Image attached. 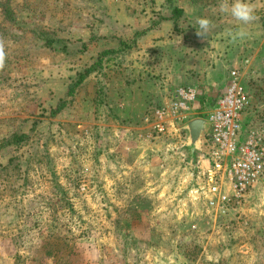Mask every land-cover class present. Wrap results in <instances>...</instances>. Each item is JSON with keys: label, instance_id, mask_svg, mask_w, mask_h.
<instances>
[{"label": "rangeland", "instance_id": "obj_1", "mask_svg": "<svg viewBox=\"0 0 264 264\" xmlns=\"http://www.w3.org/2000/svg\"><path fill=\"white\" fill-rule=\"evenodd\" d=\"M155 8V0H0V264H264V177L223 216L191 201L205 149L190 157L185 125L204 117L226 84L163 139L144 123L199 76L194 45L175 54L181 84L141 54L148 48L135 30L164 15ZM233 48L226 64L241 69L251 99L241 136H264V57L256 55L264 33Z\"/></svg>", "mask_w": 264, "mask_h": 264}, {"label": "built area", "instance_id": "obj_2", "mask_svg": "<svg viewBox=\"0 0 264 264\" xmlns=\"http://www.w3.org/2000/svg\"><path fill=\"white\" fill-rule=\"evenodd\" d=\"M248 60L243 61V66ZM239 67H229L224 91L202 118L207 129L201 146L205 153L200 167V183L190 190L192 202H200L215 216H223L239 205L264 177V136L247 130L241 136L243 117L250 111L251 99L242 83ZM198 90L181 85L172 90L170 100L154 106L144 123L154 139L171 134L170 126L196 113Z\"/></svg>", "mask_w": 264, "mask_h": 264}, {"label": "crops", "instance_id": "obj_3", "mask_svg": "<svg viewBox=\"0 0 264 264\" xmlns=\"http://www.w3.org/2000/svg\"><path fill=\"white\" fill-rule=\"evenodd\" d=\"M250 2L255 6L256 15L259 19L263 18L264 0H250ZM155 4L157 8L154 11H162L164 15L161 12L154 13L148 17V21H146L142 30H135V34L139 32L137 35L141 36L142 47L148 48L143 49L141 54L150 55V58H152V60L149 59L151 64L154 63V60L156 61V68L155 64L151 67L155 68L156 72L160 71L163 73L165 80L171 81L172 84H174L173 82L181 84L184 81V77H182L184 74L180 70L181 68L179 71L177 70L178 73L176 71L177 57L175 54L182 56L186 52L183 47L194 45L197 48L196 51H198L195 59H198L199 76L195 85H188H193L198 90L197 100L202 99L203 95H206L213 86H221L228 81L229 65L226 64V60H230L228 58L233 56L234 51V41L230 38L228 30L233 26H236V29L243 27L247 33L246 36L253 37L258 36V34L262 37L264 33L261 21V23L256 20L248 25H241L239 22L234 21L229 13L221 12L219 4L218 6H200L193 0H155ZM175 10L179 14L177 17L176 15L173 16ZM158 15L163 16V18L158 20ZM198 17L210 19L215 24V28L210 30L205 36H198L196 34L199 31L196 23ZM139 22L141 20L138 21L135 17V26H139ZM182 30L183 33L181 32ZM175 33H179L180 36L185 37L187 40V42H183L185 45L182 47L174 44L173 37L176 36ZM218 40L219 42L223 41L225 45L221 52H219L221 49H218ZM258 51L256 55L260 53L264 57V53L260 48H258ZM183 85H186V83H183Z\"/></svg>", "mask_w": 264, "mask_h": 264}, {"label": "clouds", "instance_id": "obj_4", "mask_svg": "<svg viewBox=\"0 0 264 264\" xmlns=\"http://www.w3.org/2000/svg\"><path fill=\"white\" fill-rule=\"evenodd\" d=\"M219 10L223 13H229L233 20L241 25H248L259 19L256 15L255 6L250 0H219ZM196 23L199 28V31L196 32L198 36H205L210 30L215 28V24L208 18L198 17ZM228 34L233 41L244 39L247 35L243 27L236 31L228 30ZM5 48L6 41L3 37H0V70L5 67Z\"/></svg>", "mask_w": 264, "mask_h": 264}, {"label": "water", "instance_id": "obj_5", "mask_svg": "<svg viewBox=\"0 0 264 264\" xmlns=\"http://www.w3.org/2000/svg\"><path fill=\"white\" fill-rule=\"evenodd\" d=\"M185 129L188 133L187 137V149L190 157H193L195 151L199 149L201 144V138L205 134L207 129L206 121L202 119H195L185 125Z\"/></svg>", "mask_w": 264, "mask_h": 264}, {"label": "trees", "instance_id": "obj_6", "mask_svg": "<svg viewBox=\"0 0 264 264\" xmlns=\"http://www.w3.org/2000/svg\"><path fill=\"white\" fill-rule=\"evenodd\" d=\"M176 12V10H175V14L173 15V16H175L176 15V17L177 16H179V14ZM90 72V69H88L87 71H85V73H84V75L83 76H80L79 77V79L77 80V82H76V84H80L81 82H82V79L84 78V76H85V74H88ZM75 84V85H76ZM71 89H70V92H72V88L73 87H70ZM63 103H61V105H59L56 109H55V111L53 112L54 114H56V113H58L60 110H61V108H62V105ZM21 138V137H20ZM7 142H10V141H7ZM62 246H65V245H62ZM46 247H49V245L47 244V246ZM48 252V251H47ZM47 254H49V252L47 253Z\"/></svg>", "mask_w": 264, "mask_h": 264}]
</instances>
